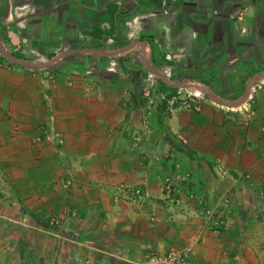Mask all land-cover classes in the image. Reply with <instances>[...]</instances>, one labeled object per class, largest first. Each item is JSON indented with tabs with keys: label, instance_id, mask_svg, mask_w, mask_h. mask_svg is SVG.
Segmentation results:
<instances>
[{
	"label": "crops",
	"instance_id": "obj_1",
	"mask_svg": "<svg viewBox=\"0 0 264 264\" xmlns=\"http://www.w3.org/2000/svg\"><path fill=\"white\" fill-rule=\"evenodd\" d=\"M0 11V223L36 264H132L187 246L194 264H258L264 0H0ZM24 45L40 68L14 61ZM189 83L207 98L186 100ZM179 171L192 174L184 195L229 203L223 231L164 193ZM31 214L64 219L69 237Z\"/></svg>",
	"mask_w": 264,
	"mask_h": 264
},
{
	"label": "rangeland",
	"instance_id": "obj_2",
	"mask_svg": "<svg viewBox=\"0 0 264 264\" xmlns=\"http://www.w3.org/2000/svg\"><path fill=\"white\" fill-rule=\"evenodd\" d=\"M3 13L4 11H0V14L2 16H3ZM26 13H27L26 9L21 8V7H18L14 11V15L17 17V19L18 20L21 19L20 22H22V24L20 23L21 25L20 28H22L23 22H25V21H22V18L25 16ZM15 16H14V19L16 21ZM15 21L14 23L16 24ZM0 34L2 33L0 32ZM1 46H2V42L0 43V51L2 50ZM23 48L21 49V52L24 51L23 55L19 57L15 56L17 60L19 61V63L24 62V64L34 65V68H38V67L40 68L41 65H43L44 62L47 60L46 58L42 56V54H33L31 52H27L26 45H24ZM189 84H191L192 86L184 89V93L187 97H189V95H191V97H194L193 96L194 94L201 93L204 95L202 97L207 98L205 93L199 89L202 85H200L199 83H189ZM175 93L176 92H174V94ZM250 94L251 92L249 91V96ZM249 100H250V97H249ZM221 175L223 178H227V173H225L224 171H221ZM191 177H192V174L187 171L186 172L179 171L174 176H168L164 180L165 184L162 186L164 193L166 195L168 194L170 197L173 198V202L176 206H183L184 204L188 206V205L193 204L195 205L194 207L200 208V210L203 211V216L205 217L206 223L208 225L207 227L212 231H223V228L225 227L224 220L226 219L224 214L227 213V211L229 210V208L226 207V205H228L229 203L224 201L223 205L225 206H218V207L210 206L209 207L205 204L203 199L199 198V196H197L195 193L190 192L184 195V192L182 191L181 187L177 183L186 181V179H189ZM31 217L33 220H29V221L33 223L32 225L39 224L42 230L44 231V233L52 234L60 239L69 237L67 233V231L69 230L68 229L69 225H66V222L64 219H61L56 216L49 217L48 219H45L46 220L44 222L45 225H42V223L39 220L37 221V219L34 217V214H31ZM152 221L159 222V224L164 222L162 219H159L157 216L153 217ZM12 224L15 226L17 225V226L24 227L28 224V222L26 221H23L22 223L12 222ZM70 224L72 225L71 222ZM102 237L103 235H98L97 238L101 239ZM188 248H191L192 250H194L193 247L187 246L185 248L170 247L167 251H170L172 249L184 250ZM255 255L258 260V264H264V250L256 251ZM155 256H156V253L154 252L148 253L142 260L132 263V264L149 263L151 259ZM44 260H45L44 258H39L38 255H36L33 251L31 252L25 249V243L20 234L18 233L12 234L9 232V230L6 231L5 229L1 227V223H0V264H30V263L36 264V262L37 263L44 262Z\"/></svg>",
	"mask_w": 264,
	"mask_h": 264
},
{
	"label": "built area",
	"instance_id": "obj_3",
	"mask_svg": "<svg viewBox=\"0 0 264 264\" xmlns=\"http://www.w3.org/2000/svg\"><path fill=\"white\" fill-rule=\"evenodd\" d=\"M258 86H256L255 88H257ZM255 88L253 87L250 92V99H252V95L256 92ZM194 97H191V95H189V97L186 98V100H203L204 96L201 93H196L193 95ZM179 99H175L174 101V105L179 103ZM139 193V192H136ZM194 255V250H192L191 248L188 249H184V250H179V249H172L170 251H167L166 253L163 254H156L155 257H153L151 259V261L149 263L146 264H194L192 261V257Z\"/></svg>",
	"mask_w": 264,
	"mask_h": 264
},
{
	"label": "water",
	"instance_id": "obj_4",
	"mask_svg": "<svg viewBox=\"0 0 264 264\" xmlns=\"http://www.w3.org/2000/svg\"><path fill=\"white\" fill-rule=\"evenodd\" d=\"M13 59H14V58H13ZM14 61H15V62H18V60H16V59H15ZM30 66L34 67V65H31V64H30ZM161 77H162V76H161ZM163 79H164V78H163ZM165 80L169 83V81H168L167 79H165ZM191 86H192V85L189 84V85H185L184 87H185V88H188V87H191ZM205 95H207V92H205ZM216 103H218V104H220V105H223V106H226V107H233V106L237 107V106H238V105H237V106H236V105H231V106H230V105H227L226 103L218 102V101H216Z\"/></svg>",
	"mask_w": 264,
	"mask_h": 264
}]
</instances>
